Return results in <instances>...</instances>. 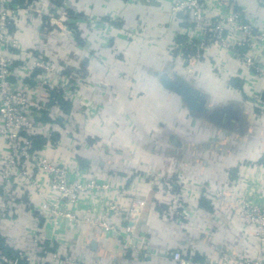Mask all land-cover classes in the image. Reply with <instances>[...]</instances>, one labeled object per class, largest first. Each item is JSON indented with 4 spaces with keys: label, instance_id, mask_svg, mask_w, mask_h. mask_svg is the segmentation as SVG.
<instances>
[{
    "label": "crops",
    "instance_id": "1",
    "mask_svg": "<svg viewBox=\"0 0 264 264\" xmlns=\"http://www.w3.org/2000/svg\"><path fill=\"white\" fill-rule=\"evenodd\" d=\"M43 1L47 5L41 3V8L50 12L66 1L69 13L82 17L83 21L76 18L72 24L65 23L70 33L67 38L63 36V42L71 40V36L76 38L73 45L67 42L69 49L72 46V50L78 48L84 53L94 48L101 51L100 62L96 58L90 60L91 81L83 89L94 105L93 115L82 121L83 130L76 140L83 145L79 147L65 135L53 155L72 164L81 156L86 157L91 163L89 174L113 185L102 197L118 196L128 206L130 197L138 192L141 204L132 223L134 235L143 243L139 253L131 247H121L124 242L120 234L104 236L99 230L82 226L66 234L72 255L90 264H174L169 253L178 247H186L195 260L207 261L217 255L213 237L233 245V237L228 233L216 234L217 223L211 219L214 209L206 210L200 205L196 186L191 187L190 199L197 204V210L188 222L177 224L155 212L160 193L149 188L147 180L150 173L163 176L183 173L193 184L207 181L217 188L226 167L240 161L249 162V170L259 168L257 173L264 176V166L257 164L264 157V114L255 117L254 107L244 97L250 68L217 46L206 49L194 67L190 84L205 93L210 112L194 114L178 94L161 84V77L179 80L182 74L181 67L172 64L177 50L171 51L170 44L179 41L174 35L184 26L180 20H170V8L163 1L147 0L150 5H136L133 0L129 2L132 4H126L125 0ZM209 3L212 14L223 16L231 9L256 25L264 22V4L256 0H209ZM30 11L34 12L33 5L22 11L14 29L21 54L16 65H20L26 51L51 55L60 39L57 33L55 39L48 35L46 16L29 21ZM77 27H85L86 40L82 46L74 35ZM130 30H140L141 36L131 34ZM59 56L57 53L52 58ZM21 71L16 70L18 74ZM104 76L117 84L114 98L103 92L99 80ZM255 91L264 97V77L257 79ZM74 107L80 108L77 101ZM94 136L102 138L96 148L86 142L87 137ZM220 217L224 223L228 221L225 213H220ZM34 227L32 213L21 204L15 205L9 216L0 218V246L6 239L29 243Z\"/></svg>",
    "mask_w": 264,
    "mask_h": 264
},
{
    "label": "built area",
    "instance_id": "2",
    "mask_svg": "<svg viewBox=\"0 0 264 264\" xmlns=\"http://www.w3.org/2000/svg\"><path fill=\"white\" fill-rule=\"evenodd\" d=\"M256 1L264 4V0ZM24 2L19 5L14 0H0V218L9 216L15 205L21 204L32 213L35 227L29 243L4 241L0 264H90L73 256L66 240L68 231L82 226L99 230L104 236L120 234L124 242L121 247H131L139 253L143 243L132 228L133 218L141 208L138 192L130 197L128 206L117 195L102 197L113 185L89 174L91 163L86 157L81 156L72 164L53 155L65 135L77 140L81 123L93 115L94 105L81 90L82 79L81 86L75 88L72 72L62 74V66L48 61L45 53L26 51L20 65H15L19 47L14 29L22 11L35 3ZM163 2L170 8L171 20L184 24L180 33L174 35L179 41L170 44V50H177L176 54L172 52L173 62L181 67L183 80L190 84L198 59L206 49L217 46L250 68L244 97L254 107L255 117L263 115L264 97L255 88L257 79L264 77V22L256 25L231 9L223 16L212 14L209 0ZM65 3L61 1L53 9H62L63 21L70 24L75 19L67 16ZM45 10L39 4L33 7L37 14H44ZM63 30L69 35L67 24ZM18 68L21 74L16 72ZM215 70L218 72L219 68ZM74 76L78 78L77 73ZM194 89L196 102L206 105L205 93ZM59 95L73 106L77 101L80 110L76 113L81 121L73 112L63 110ZM37 136L42 139L41 148L34 147ZM258 169L249 170L244 161L228 166L217 188L210 183L193 184L182 173H176L174 178L148 174L154 176H148L149 188L160 193L154 206L160 217L177 224L188 222L197 210V204L190 199L191 187L196 186L198 199L208 201L214 209L211 219L217 223L216 234L225 232L233 237V245L213 237L217 255L207 261L193 259L186 247L175 248L169 253L174 264H264V176L257 173ZM220 213L227 215L226 223ZM235 224L238 227L234 228Z\"/></svg>",
    "mask_w": 264,
    "mask_h": 264
},
{
    "label": "rangeland",
    "instance_id": "3",
    "mask_svg": "<svg viewBox=\"0 0 264 264\" xmlns=\"http://www.w3.org/2000/svg\"><path fill=\"white\" fill-rule=\"evenodd\" d=\"M125 1H126V4H128L130 2L128 0H125ZM133 1H134V3L136 5H144V3L150 5V3L147 0H136V1L133 0ZM159 1H163V0H159ZM14 2L17 3V4H20V0H14ZM34 2L35 3L32 4V5L35 8L38 7V4L41 5V3H42V5H47V1H43V0H34ZM64 2H66V1H64ZM129 4H132V3H129ZM63 9H65L66 12L68 11L69 7H68L67 2L65 3V6L63 7ZM61 10L62 9H60L59 12H57L56 10H54V12H45L44 14H42V13L37 14L36 12L30 11V13L28 14V15H30V20L29 21H33L34 22V20H36V18H39L40 17L42 19L43 16H46V19L45 20H47V23H48L47 29H48V32L50 31L48 33V35H50L51 38L55 39V37L57 38V36L55 35L57 33L59 35L58 37L60 39H58L57 43L55 42V46L53 47L52 54L51 55H48V56L45 54L46 55L45 57H47L48 61L53 62L54 65H56L57 67L62 66V69H63L62 74H64V72L65 73L72 72L71 75H72V80L74 82V85H76L75 88H78V87L81 86L80 83H79V81H81L80 79H82V81L84 82V84L82 85L81 90L83 91L84 88H86L87 86H89V83L91 81V79H90V74H91L90 73L91 72L90 62L91 61L90 60H91V58H94V59L96 58L98 60L99 59L98 57L101 54V51L99 49H97V48H94V50H91L90 52L84 53V52H82V49H78L77 48L78 51H81V53H78V51L72 50V46H70L71 49H69L67 42L70 41L69 44L70 45H73V41H74V38L75 37L74 36H71L70 37L71 40L64 41L63 42V36H65V38H67L68 37V34H65V31L66 30H63L64 25H65L66 22L63 21V18L62 17L64 15H62V11ZM49 11H50V9H49ZM67 16L69 18H72V19L75 18V16H73L72 14H70L69 11H68ZM18 18H21V15ZM76 18L78 20H80V21H83L82 20V17L76 16ZM112 18H114V17H112ZM109 19H111V15L109 16ZM70 24H72V23H70ZM81 24L82 23H80V25ZM87 27L89 28V25ZM81 29H78V27H77V29L75 28L74 29V31H75V34L74 35L77 36L78 43H79V45L82 46L83 41L86 40V36H84L85 34H84V30H83V29H85V27L84 28L81 27ZM51 32H53V33H51ZM129 32L131 34H135V35L137 34L138 35L140 33V30L139 31L130 30ZM41 33L43 35L45 34L43 31H41ZM138 36H141V34H139ZM130 38L132 39V37H130ZM161 38H163V36H161ZM65 40H67V39H65ZM128 41H132V40H129L128 39ZM171 47L172 46H170V48ZM35 51L38 52L37 50H35ZM57 53H58V55H60L58 57V59L57 58H52ZM16 55L18 57L21 56L20 49L16 50ZM79 55H81L82 58ZM120 56L124 59L123 55L120 54ZM74 57H76V58H74ZM72 59H77V61H73ZM86 61H88L89 63L86 62ZM96 62H100V61L98 60ZM172 64H173V66H176L177 67V64H175L174 62H172ZM74 73H77V77L78 78H76L74 76ZM95 73H99V71H97ZM62 81H63V79H62ZM99 82H100L101 86L103 87V89H109L107 91V95H109V97L114 98L117 95V84H116L115 81L112 80V82H111V81H109L107 79H104V80H99ZM106 85H107V87H106ZM76 110L77 109L72 105L69 112H73L75 114V117L78 120H81L80 115L78 113H76ZM79 110H80V108H79ZM207 113H209V112H207ZM82 130H83V128L81 127L79 133H81ZM95 137L96 136H94L92 138H88L87 137L86 142L88 143V145H91L92 146L93 144H95L94 146L97 147L98 144L102 142V138H100V137H96L95 138ZM77 145H79V147H81V145H83L82 142H79V139H78ZM257 162H258L257 164H263L264 165V157L259 158L257 160ZM248 163L249 162H245V164H248ZM182 175H184V174L182 173ZM148 176H149V178H154V176H152V177H151V175H148ZM170 176L174 178L175 176H178V175L177 174L176 175L175 174H170L169 176H165L164 175L163 177H170ZM184 176L187 177L188 175H184ZM223 177H224V175L222 176V179H221L222 181H223ZM202 183H204L205 185H207V183H209V182L202 181ZM221 184H222V182H221ZM225 192L226 193H229L227 190H225ZM239 193H240V191H239Z\"/></svg>",
    "mask_w": 264,
    "mask_h": 264
},
{
    "label": "water",
    "instance_id": "4",
    "mask_svg": "<svg viewBox=\"0 0 264 264\" xmlns=\"http://www.w3.org/2000/svg\"><path fill=\"white\" fill-rule=\"evenodd\" d=\"M161 83L166 88L172 90L174 93L178 94L185 104L189 108V111L194 114H206L210 112L206 105L203 104V101L196 102L194 95L192 94L195 90L191 84L186 83L183 78L180 76L179 80H172L167 77H161ZM203 104V105H202ZM216 117L219 116V113L214 114Z\"/></svg>",
    "mask_w": 264,
    "mask_h": 264
},
{
    "label": "trees",
    "instance_id": "5",
    "mask_svg": "<svg viewBox=\"0 0 264 264\" xmlns=\"http://www.w3.org/2000/svg\"><path fill=\"white\" fill-rule=\"evenodd\" d=\"M24 1H25V0H20V3H21V2H24ZM74 19H76V17H75ZM15 65H16V64H15ZM51 94H52V92H51ZM58 97L60 98L59 102H60V104H61L63 110H65L66 112H69L70 109H71V104H70V102H69L68 100H66L63 96L61 97V95H59ZM42 145H43V144H42V139H41V137H40V136H37L36 139H35V141H34V147H35V148H41ZM200 205H201L202 207L204 206L203 208H206V210H207V209H208V210H212L211 207H209V205H208V201H206V200H204V199L200 200ZM193 259H194V257H193Z\"/></svg>",
    "mask_w": 264,
    "mask_h": 264
}]
</instances>
